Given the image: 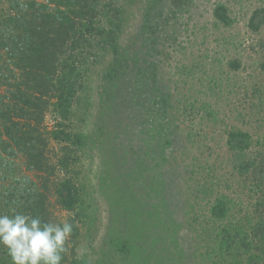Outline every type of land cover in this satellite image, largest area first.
I'll return each instance as SVG.
<instances>
[{"label": "rangeland", "instance_id": "obj_1", "mask_svg": "<svg viewBox=\"0 0 264 264\" xmlns=\"http://www.w3.org/2000/svg\"><path fill=\"white\" fill-rule=\"evenodd\" d=\"M218 4L228 24L214 14ZM100 9L130 74L109 84L115 56L93 41L63 121L74 137L48 146L54 158L69 155L65 172L81 197L73 212L52 204L57 220L77 223L68 264H219L222 229L243 234L256 222L255 181L243 167L264 146V0H103ZM149 64L170 95V145L155 136L161 120L136 91L135 73ZM58 121L52 106L46 124ZM233 127L251 134L250 149L227 145ZM220 201L230 210L223 219L212 213ZM125 237L129 255L117 249Z\"/></svg>", "mask_w": 264, "mask_h": 264}, {"label": "trees", "instance_id": "obj_2", "mask_svg": "<svg viewBox=\"0 0 264 264\" xmlns=\"http://www.w3.org/2000/svg\"><path fill=\"white\" fill-rule=\"evenodd\" d=\"M172 1L180 6L187 0ZM102 2L0 0V214H10L15 208L60 222L53 214V201L68 212L79 206L81 197L76 183L65 172L71 163L69 155L54 158L48 146L51 140L63 143L74 137L65 129L63 121L69 120L75 96L83 86L80 65L92 54L89 50L96 42L115 56L105 75L109 84L122 74H130L127 56L119 50L116 30L102 25ZM226 12V7L218 4L214 14L228 24L230 17ZM255 19L254 14L249 25L257 31L261 26ZM95 40L98 41L93 44ZM231 66L240 69L241 63L234 60ZM158 71L156 64L136 71V91L138 95L139 91L142 93L144 105L153 104L154 121L156 117L161 120L155 136L170 145L176 128L170 127L166 116L171 99L157 83ZM52 106L62 118L53 130L46 124V115ZM165 127H170L169 132L165 133ZM227 145L233 150L250 149L252 136L246 130L233 127L227 131ZM254 153L255 157L247 160L243 169L255 181L256 222L243 234L236 227L233 236H229L230 229H222L219 264H264V146ZM228 211L223 201L212 207V213L219 219L226 217ZM68 221L74 225L71 237L74 238L77 223L73 218ZM228 236L231 242L227 241ZM128 239L122 238L117 248L127 255L131 246ZM158 242L166 240L162 237ZM167 244L170 243H165L168 249ZM70 252L62 264H68ZM164 259L153 264L167 263ZM0 264H11L3 248H0Z\"/></svg>", "mask_w": 264, "mask_h": 264}, {"label": "clouds", "instance_id": "obj_3", "mask_svg": "<svg viewBox=\"0 0 264 264\" xmlns=\"http://www.w3.org/2000/svg\"><path fill=\"white\" fill-rule=\"evenodd\" d=\"M73 231L72 222L45 220L15 208L0 214V248L6 250L11 264H62Z\"/></svg>", "mask_w": 264, "mask_h": 264}]
</instances>
